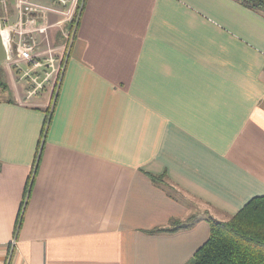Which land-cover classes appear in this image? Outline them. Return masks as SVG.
<instances>
[{
    "label": "crops",
    "instance_id": "obj_1",
    "mask_svg": "<svg viewBox=\"0 0 264 264\" xmlns=\"http://www.w3.org/2000/svg\"><path fill=\"white\" fill-rule=\"evenodd\" d=\"M37 1L64 14L28 34L65 53L28 100L0 36V264H193L209 217L264 195V9Z\"/></svg>",
    "mask_w": 264,
    "mask_h": 264
},
{
    "label": "trees",
    "instance_id": "obj_2",
    "mask_svg": "<svg viewBox=\"0 0 264 264\" xmlns=\"http://www.w3.org/2000/svg\"><path fill=\"white\" fill-rule=\"evenodd\" d=\"M239 1L264 9V0ZM209 221V236L194 252L193 264H264V195L251 197L226 220Z\"/></svg>",
    "mask_w": 264,
    "mask_h": 264
},
{
    "label": "built area",
    "instance_id": "obj_3",
    "mask_svg": "<svg viewBox=\"0 0 264 264\" xmlns=\"http://www.w3.org/2000/svg\"><path fill=\"white\" fill-rule=\"evenodd\" d=\"M54 1L65 3L67 0ZM0 3L6 6L5 0H0ZM17 8L19 17L17 21L11 20L5 11L4 14H2L0 20V36L7 60L13 59L15 62L13 61L12 63L14 64L18 62L24 64V67H20L21 74L19 78L21 77L28 97H33L48 83L53 68H51L50 71H48L47 68L53 67L56 58H53L52 54L43 58L41 52L36 48V41L28 34L31 30L29 24L35 21L36 14L44 15L49 12H56L57 10L60 12V10L54 8L52 5H47L37 0H17ZM75 14L79 16L78 12ZM37 29L45 33L46 46L50 47L51 45L49 44L45 27L39 26ZM70 36V33H68L67 41L70 39ZM45 65H47V67H45L44 72H41L39 69ZM15 243V239H12L10 241L11 247H13Z\"/></svg>",
    "mask_w": 264,
    "mask_h": 264
},
{
    "label": "rangeland",
    "instance_id": "obj_4",
    "mask_svg": "<svg viewBox=\"0 0 264 264\" xmlns=\"http://www.w3.org/2000/svg\"><path fill=\"white\" fill-rule=\"evenodd\" d=\"M1 4V3H0ZM54 8H57L56 6H54ZM60 11H61V8H60ZM64 11V10H63ZM16 12L17 13H15V18L13 19L14 21H17L18 19H19V17H18V8L16 9ZM62 12V11H61ZM9 13V12H8ZM54 14H59V12H58V10L56 11V12H54ZM62 14H64L63 12H62ZM74 23H75V19H74ZM74 23H73V25H72V29H74L75 27H76V24L74 25ZM52 48H54V49H52ZM41 50V55L43 56V58H45V57H47V56H49L50 54H52L53 55V58H64V53H65V51L64 50H61V49H57L56 47H54V46H50V47H47V46H44L43 48H40ZM0 52H1V47H0ZM61 53V54H60ZM62 55V56H61ZM6 59H7V57H6ZM14 60L13 59H8V60H6V62L8 63V64H6L5 65V68H6V71L8 72V74L9 73H11V75H13V77H14V79H16L15 81H17V83H19L22 87H23V90L25 91L26 90V88L24 87V85H23V82H22V80H21V77L19 78V76H20V74H21V70H20V67L22 66V67H24V64L23 63H21V62H18L17 64H14V63H12ZM11 62V63H10ZM15 62V61H14ZM39 67V66H38ZM45 67H47V65H45V66H42V68L41 69H39V70H41V72H44V70H45ZM51 68H53V71H52V74H51V76H50V79H49V81L48 82H51L52 80H55L56 78H58V76H59V74H60V70H61V66H59V64H58V62H57V59H55V61H54V64H53V67H48L47 68V70L48 71H50L51 70ZM38 70V71H39ZM21 80H19V79ZM45 89V85H44V87L40 90V91H43ZM39 91V92H40ZM7 93L8 92V86H7V84H6V82L4 81V79H0V97H2V95H1V93ZM38 92V93H39ZM25 93V96H26V98H28V100H30V99H32V97H27L28 95H27V92L25 91L24 92ZM37 93V94H38ZM9 94V93H8ZM5 96V95H4ZM7 97L9 96V95H6ZM224 220H226V219H224Z\"/></svg>",
    "mask_w": 264,
    "mask_h": 264
}]
</instances>
